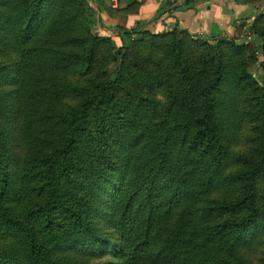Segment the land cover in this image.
<instances>
[{"label": "trees", "instance_id": "trees-1", "mask_svg": "<svg viewBox=\"0 0 264 264\" xmlns=\"http://www.w3.org/2000/svg\"><path fill=\"white\" fill-rule=\"evenodd\" d=\"M244 25L214 44L176 27L108 28L116 45L87 0H0L5 85L32 66L75 102L39 113L48 137L19 179L42 199L25 219L1 206L20 192L17 111L0 107L1 224L17 249L0 264H264V86L249 71L260 60L264 77V42L238 44ZM248 31L264 38V11Z\"/></svg>", "mask_w": 264, "mask_h": 264}, {"label": "rangeland", "instance_id": "rangeland-1", "mask_svg": "<svg viewBox=\"0 0 264 264\" xmlns=\"http://www.w3.org/2000/svg\"><path fill=\"white\" fill-rule=\"evenodd\" d=\"M106 7H112L116 9L117 7L124 6L129 0H105ZM140 2V0H137ZM88 4L95 10L97 15L101 18V9L98 7L96 1L87 0ZM141 5V4H140ZM140 7V6H139ZM126 15V14H122ZM105 30V31H104ZM101 29L100 34L104 36H110L111 33L108 29ZM242 36L236 39L238 44L250 43L255 41L257 45L264 42L263 39H256L249 34L248 29L244 30L241 34ZM113 38L116 45H120L118 38L110 36ZM198 38V36H194ZM211 43V42H210ZM215 42H213L214 44ZM257 57L261 56V53L258 49L255 51ZM6 56V55H5ZM4 54L0 55V61L3 63L7 61V57ZM19 69V68H16ZM31 75L25 76V84L19 83L16 84L10 83L6 84L4 76H0V107L5 104L8 107H13L17 111V124L15 126V154L13 157V173H12V188L15 189L19 196L16 194L9 198L11 200L1 201V206L4 209H7L8 216L15 219H25L27 217L28 208L34 203L41 201L42 197L34 193H25L22 191V183L19 179V168H21L22 162L29 157H32L38 152L37 148L39 147L37 143H40V140L48 137L47 128L41 127L40 132L37 131L39 121V113L45 109H63L75 104V102L70 99H61L53 96L49 89L51 88L52 78L51 74L46 72L36 70L31 66ZM35 70L41 72V74L35 75ZM249 71L252 77L258 82L259 85L264 86V77L261 61L257 60L255 63L249 66ZM16 78H19V71H12ZM12 73V75H13ZM46 73V74H44ZM21 75V74H20ZM27 77V78H26ZM21 82V81H20ZM1 118V114H0ZM9 124L4 119L0 120V135H7L9 132ZM240 151H245L247 149L246 144H240ZM244 153H248L245 151ZM14 190V191H15ZM13 191V192H14ZM11 192V193H13ZM1 224V210H0V254L9 253L11 255L17 254V249L15 248L14 242L11 238L8 237L6 232H3ZM264 249V246H263ZM262 249V250H263Z\"/></svg>", "mask_w": 264, "mask_h": 264}, {"label": "crops", "instance_id": "crops-1", "mask_svg": "<svg viewBox=\"0 0 264 264\" xmlns=\"http://www.w3.org/2000/svg\"><path fill=\"white\" fill-rule=\"evenodd\" d=\"M140 2L141 5L135 14L122 15L112 7H103L101 20L106 26L104 29L117 26L132 28L137 23H144V27L152 32L176 27L213 43L220 38L233 37L235 26L238 24L245 23L243 31L248 29L255 17L264 11V0H140Z\"/></svg>", "mask_w": 264, "mask_h": 264}]
</instances>
